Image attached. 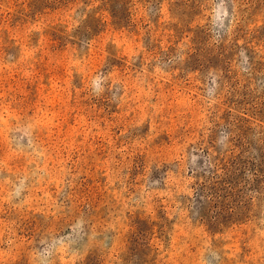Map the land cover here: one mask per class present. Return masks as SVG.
I'll return each instance as SVG.
<instances>
[{"label":"rangeland","instance_id":"obj_1","mask_svg":"<svg viewBox=\"0 0 264 264\" xmlns=\"http://www.w3.org/2000/svg\"><path fill=\"white\" fill-rule=\"evenodd\" d=\"M0 264H264V0H0Z\"/></svg>","mask_w":264,"mask_h":264}]
</instances>
